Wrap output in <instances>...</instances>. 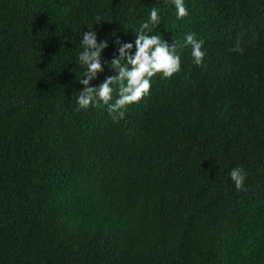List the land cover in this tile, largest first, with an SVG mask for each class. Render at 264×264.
Masks as SVG:
<instances>
[{
  "label": "trees",
  "instance_id": "obj_1",
  "mask_svg": "<svg viewBox=\"0 0 264 264\" xmlns=\"http://www.w3.org/2000/svg\"><path fill=\"white\" fill-rule=\"evenodd\" d=\"M185 6L0 0V264H264V0ZM153 7L181 71L123 119L77 111L81 33L107 41L104 64Z\"/></svg>",
  "mask_w": 264,
  "mask_h": 264
},
{
  "label": "clouds",
  "instance_id": "obj_2",
  "mask_svg": "<svg viewBox=\"0 0 264 264\" xmlns=\"http://www.w3.org/2000/svg\"><path fill=\"white\" fill-rule=\"evenodd\" d=\"M174 7L176 18L183 19L189 12L185 0H168ZM161 23L160 9L149 10L148 20L135 33L134 42L115 41L117 54L111 61L101 62L107 41H98L97 32L93 29L83 31L80 35L82 51L78 54V65L82 69L78 82L83 89L77 97V111L89 107L106 106L113 120L123 119L124 109L128 105L139 102L149 95L152 78L160 74L162 79H170L181 71V56L177 52L175 42L170 46L161 35L152 34L154 28ZM204 41L193 34L185 37L184 46L191 47V58L195 66L203 67L206 51ZM134 49V51H133ZM109 67L115 74L106 77L97 86H90L98 74ZM117 98L113 100V93ZM229 177L236 190H243L247 173L242 168H233Z\"/></svg>",
  "mask_w": 264,
  "mask_h": 264
}]
</instances>
